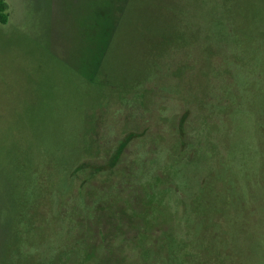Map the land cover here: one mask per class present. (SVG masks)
<instances>
[{"label":"rangeland","instance_id":"rangeland-1","mask_svg":"<svg viewBox=\"0 0 264 264\" xmlns=\"http://www.w3.org/2000/svg\"><path fill=\"white\" fill-rule=\"evenodd\" d=\"M3 1L9 21L0 23V264H25L41 237L38 227L43 226L45 217L51 215L47 222L50 232L54 224L59 225L54 222L52 179L56 150L64 161L73 155L103 153L118 132L142 124L124 122L128 112L116 111V94L107 87L104 74L87 61L94 56L96 39L103 30V15L123 0ZM139 1L142 2L131 4L120 30V42L125 43L124 61L114 65L118 68L115 72L128 77L133 73L130 65H138L146 57L143 51L149 47L150 35L146 27L151 21L155 23L159 14L169 12L182 18L189 31L196 33L264 34V0ZM137 35L148 44L138 42ZM261 49L264 51V45ZM148 60L149 57L140 68L149 70ZM198 75V71L187 70L185 79L178 83L157 80L155 88L200 93ZM90 76L95 77L94 83L89 81ZM258 86L264 84L260 81ZM249 99L245 110L238 107L223 111L224 116H212L207 127L202 126L209 121L206 113L198 114L205 120L189 123L194 135L190 144L194 150L199 148L193 157L192 175L201 181L213 171L218 174L222 164H228L240 184V201L230 204L227 214L219 209L203 221L196 216L187 225L184 203L190 189L186 181L177 191L166 193L164 183H158L153 176L169 167L167 150L171 141L167 138L158 142L159 126H152L143 140L146 145L156 144V153L144 152L136 159L129 156L135 164L131 178H113L115 185L98 199L102 207L97 211L85 205L81 195L70 197L61 192L63 202L68 198V209L82 211L78 215L82 230L76 232L95 241L100 249L98 259L105 264H142L146 257L149 261L152 256H145L134 238L133 225H144L153 232L167 227L178 237L189 234L190 264H264V111H256L257 98ZM147 100L148 95L144 102ZM158 108L159 101H155L154 111L145 116L155 120ZM136 150L133 143L128 155ZM146 177H151L144 184L154 188V198L145 196L151 189H144ZM170 178L172 184L178 182L173 174ZM158 184L164 192H158ZM133 187H141L145 212L141 206L140 212L128 206ZM105 226L116 233L104 238L99 229ZM160 237L157 248L167 261L165 237ZM143 241L153 244L151 238Z\"/></svg>","mask_w":264,"mask_h":264},{"label":"trees","instance_id":"trees-1","mask_svg":"<svg viewBox=\"0 0 264 264\" xmlns=\"http://www.w3.org/2000/svg\"><path fill=\"white\" fill-rule=\"evenodd\" d=\"M150 1L152 0H144L146 3ZM133 2L142 1L123 0L117 4L116 8L108 9V12L103 15V30L100 37L96 39L94 56L87 61L89 66L96 68L95 71L100 70L104 74L107 87L116 94L117 98L114 102L116 111L128 112L124 122L133 120L137 125L141 123L142 126L118 132L110 141L111 143L108 142L103 153L100 151L96 155L83 157L73 155L69 160L64 161L60 158L59 150H56L54 154L56 160L52 163V179L56 211L54 222H58L59 225L54 224L53 232H50L51 225L47 222L51 220V215L45 217L43 226L38 227V234L41 237L36 242L31 258L27 257L24 260L25 264L26 262L30 264H94V262L105 264L96 256L98 246L96 247L95 241H89L88 236L76 232L78 229L82 230L81 218L78 216L82 211L74 207L68 209V198L66 202H63L61 192L65 191V195L70 197L81 195L85 205L97 211L102 207V201L98 199L107 195L106 191L115 185L111 182L113 178L130 179L135 165L133 159L144 152L156 153V144L146 145L143 142L152 126H159V129H156L158 142L163 143L167 138L171 141L170 149L167 150L169 167L165 172L156 171L153 176L158 183H164L163 190L166 193L169 190L177 191L181 182L186 181V188L190 189V193L186 196L184 203V220L188 226L191 221H195L196 216L203 221L219 209L226 213L230 204L240 201L238 199L240 184L236 181L235 174L228 164H222L217 170L218 174L215 175L213 171L201 181L192 175L193 157L199 148L194 150L190 144V139L194 135L192 136L190 132L189 123L200 120L198 114L206 113L209 121L201 120L207 123L202 125L203 128L207 127L212 121V116L220 118L224 116L223 111H235L238 107L243 109L248 107L249 98H257L256 111H264V86H258L260 81L264 84V51L261 49L264 45V34L247 33L245 36L244 33L240 35L233 31L231 33L228 31L196 33L189 31L188 24L182 18L169 12L159 14L155 18L156 22L151 21L146 27L150 34L149 37L147 36L149 49L146 48V51H143L146 57L140 60L138 65H130L133 67V73H129L128 77L124 73L115 72L114 69L118 68H114V65L116 62L124 61L122 54L125 43L120 42L122 36L120 30ZM8 21L7 5L0 0V23L7 24ZM135 37L138 42L143 41L148 44L146 39H140L141 36ZM237 43H241L243 47L238 46ZM208 45L210 46L206 47ZM147 57L150 63L149 70L140 68L147 63ZM187 70L199 72L198 83L202 85L200 93L196 91L190 95L183 91L172 92L164 88H155L154 83L157 80L178 83L185 79ZM89 81L94 83L95 77L90 76ZM146 95L148 100L144 102ZM133 97L136 100H132ZM155 101H159V108L156 119L152 120L145 115L151 110L154 111ZM173 115L174 118H172ZM133 143L137 145L135 156L128 155ZM129 156L133 159H128ZM172 174L179 183L172 184L170 178ZM150 179L151 177H146L142 184ZM149 187L150 192H147L145 196L156 197V193L152 192L154 188L150 185ZM149 187L144 184V189ZM135 189L139 190L138 193L134 192ZM157 189L158 192L163 191L159 184ZM129 195L128 198L131 201L128 202V206L131 205L136 212H140L141 206L145 212L141 187H133ZM158 199L161 197L158 196ZM45 214L44 212L43 216ZM94 218L97 219L96 216ZM230 218L233 219V216L231 215ZM63 221L65 222L61 225ZM133 226L136 230L134 238L137 239L143 254L152 256L149 261H147L148 257L144 258L142 264H190L187 262L191 243L189 234L178 237L172 229L167 227L153 232L144 225ZM99 230L104 238L116 233L113 228L107 226L100 227ZM162 234L167 244V261L157 248ZM146 238H151L153 244L144 242Z\"/></svg>","mask_w":264,"mask_h":264}]
</instances>
